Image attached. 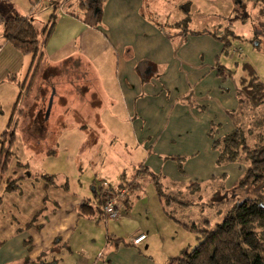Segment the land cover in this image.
<instances>
[{"label":"crops","instance_id":"obj_1","mask_svg":"<svg viewBox=\"0 0 264 264\" xmlns=\"http://www.w3.org/2000/svg\"><path fill=\"white\" fill-rule=\"evenodd\" d=\"M77 1L84 18L68 12L57 15L54 5L50 10L44 0H0V93H20L16 87L19 78L22 90L28 82L29 92L41 69L45 80L48 74L52 77L73 74L79 80L83 76V83H88L84 91L90 87L87 93H109L113 89L120 94L131 127L138 141L145 143L149 156L157 155L156 149L162 143L181 144L190 148L182 155L190 161L199 154L193 149V141L208 137L211 123L219 125L215 138L234 129L228 112L237 107L236 90L230 93L223 87L215 68V61L222 57L223 44L206 34L215 28L218 36L226 28L230 31L223 21L221 28L213 24L211 29L188 30L193 0ZM235 1L237 5L243 2L255 5L257 0ZM13 16L25 17L38 32L41 29L36 58L22 55L2 38L3 22ZM49 20L44 32V24ZM220 64L225 66L221 61ZM210 81L214 83L210 85L213 93L206 84ZM41 93L47 92L41 89ZM97 110L91 108L86 113V126H102L92 116ZM95 136L99 139L97 133ZM208 149L212 151L210 139L206 143ZM160 151L163 154L159 153V160L174 156ZM211 154L213 160L209 157L206 166L209 171L228 176L225 171L234 166L235 180L240 177V167L235 164L217 167V153ZM169 161H157L155 171L163 170L165 177L180 180L175 173L176 165L172 161L175 166L167 165ZM199 162L197 159V166ZM142 166L154 173L149 164ZM49 176L53 177L52 182H44L43 176V182L39 179L31 182L45 194L40 206L33 210L31 220L23 223L11 216L8 235L0 234V264H169L170 259L176 258L165 242L149 230L132 227L126 232L120 224L111 225L110 221L115 220L105 221L103 215L82 214L79 210L82 203L94 209L98 205L95 187L88 198L78 180L63 174L64 182L59 184L56 175ZM231 187L226 186L225 190ZM3 194L7 197L15 192L3 190ZM5 199L0 197V211ZM123 204L127 212L128 198L117 204L118 220L124 219L120 212ZM140 236L144 238L138 244L132 242Z\"/></svg>","mask_w":264,"mask_h":264},{"label":"rangeland","instance_id":"obj_2","mask_svg":"<svg viewBox=\"0 0 264 264\" xmlns=\"http://www.w3.org/2000/svg\"><path fill=\"white\" fill-rule=\"evenodd\" d=\"M44 2L53 10V4L49 0ZM78 4L77 0H72L65 11L84 18L85 13L79 10ZM82 7H85L84 2ZM191 7L188 30L211 29L213 24L221 28L223 22L230 27L232 53L228 57L223 55L220 61L230 69L231 74L223 81V87L228 92L231 90L230 93L239 88L240 80L244 77L242 69L245 63L251 65L259 81L264 84V19H261L262 23L259 19L254 21L257 12L255 5L251 2L237 5L235 0H193ZM58 14L60 13L57 12ZM44 25L43 30L47 32L50 20ZM38 74L29 92L28 82L22 90V78H19L16 87L20 93H0V147L3 149L0 154V197L6 198L4 208L0 211L1 236L8 235L12 217L23 223L31 220L33 210L40 206L45 195L39 186L32 185L31 182L35 179L43 182L41 177L46 175H56V183L59 184L64 182L61 178L63 174L72 180H78L88 198H91L93 187L95 190L100 188V193L105 190L117 192L130 189L129 193L131 189L135 190L128 197L127 212L124 204L120 206L124 219L110 221L111 225L116 223L119 227L120 224L126 232L132 227L134 230H149L153 235H158L168 246L170 254L176 257L183 249H194L199 241L193 233L183 230L163 214L154 184L147 173L140 171L141 164H149L154 174L159 176L163 199L169 204L167 211L183 223L196 224L200 230H213L235 203L245 199H258L264 205L261 188L241 190L233 185L237 181L233 176L236 171L232 169L234 166L225 171L228 176L207 169L209 157L213 160L212 151L206 150L208 137L202 136L201 140L193 141V149L199 152L198 158L190 161L187 159L188 163L183 160L173 162L177 164L176 167L180 164L181 172L177 169L175 173L180 180L172 181L173 176L165 177L163 170L155 171L157 161L163 163L162 160H165L158 159L159 153H162L160 150L183 157L190 148L181 144L162 143L156 149L157 155L149 156L145 143L138 141L136 132L131 127L132 122L119 93H115L113 89L109 93H87L90 87L84 91L88 83H83V76L79 80L73 74L63 73L53 77L48 74L45 80L42 69ZM97 84L96 82V86ZM206 84L213 93L210 85L214 83L210 81ZM246 85L245 83L243 86ZM92 86H95L94 82ZM41 89L47 93H41ZM50 99L51 108L47 116ZM16 100L18 102L13 108ZM91 108H98L97 113L92 116L98 118L97 122L101 123L102 128L84 124L86 113ZM263 113L264 108L256 115H247V121L255 124L257 119L264 116ZM8 121L9 125L6 127ZM256 131L264 133V126L259 128L257 124ZM95 133L99 135V139ZM197 159H200L199 167L195 163ZM169 163L173 164L169 161L167 165ZM235 165L243 172L245 165ZM191 183H198L199 188L197 184L190 187ZM6 186L16 187L12 191L15 194L5 197L3 190ZM226 186L232 187L226 191ZM122 200L124 199L121 198L119 203ZM253 231L264 241V225Z\"/></svg>","mask_w":264,"mask_h":264},{"label":"trees","instance_id":"obj_3","mask_svg":"<svg viewBox=\"0 0 264 264\" xmlns=\"http://www.w3.org/2000/svg\"><path fill=\"white\" fill-rule=\"evenodd\" d=\"M255 7L257 12L254 21L259 19L262 23L264 0H257ZM185 24L184 21L183 26ZM231 33L227 28L223 31L222 36L217 35L216 28L213 32H206L223 44L221 55L225 57L232 53V41L229 39ZM199 34L201 33H194V35ZM2 38L22 55H31L34 58L38 56L39 33L29 19L21 16L6 19L3 22ZM215 68L221 81L230 77L231 71L221 65L219 60L215 61ZM242 70L244 77L240 80L239 88L236 89L237 107L228 112L234 129L221 138H215L219 125L211 123L207 135L211 140V150L217 153L215 160L217 167L231 164L245 165L241 176L234 183L236 188L251 190L259 187L264 193V133L256 131L257 124L259 128L264 126V116L260 120L257 119L255 124L247 121V115L250 116L252 113L256 115L264 108V84L259 81L251 65L245 63ZM245 83L247 85L243 86ZM240 86L243 87L240 89ZM260 107L263 108L260 110ZM164 159L175 163L187 160L186 157L181 156H167ZM139 169L150 176L166 216L183 230L193 233L199 241L191 251L183 250L180 256L170 259L169 264H264V241L253 231L254 228L264 225V205L258 199H245L240 203H235L227 211L222 222L217 224L213 230H200L196 224L183 223L170 214L167 211L169 204L165 198L163 199L164 194L162 185L159 183V176L145 166ZM177 169L181 172L179 163ZM42 178L46 183L53 180L51 176ZM194 184H197V188H199L198 183L189 185L191 187ZM14 190L16 187L6 186L5 192ZM100 190V188L95 190V197L98 199ZM134 192L135 190L131 189L130 194ZM97 203L98 205L94 209L84 202L79 210L86 216L103 215L99 200ZM206 223L208 224V222Z\"/></svg>","mask_w":264,"mask_h":264},{"label":"built area","instance_id":"obj_4","mask_svg":"<svg viewBox=\"0 0 264 264\" xmlns=\"http://www.w3.org/2000/svg\"><path fill=\"white\" fill-rule=\"evenodd\" d=\"M55 8V11L58 13L65 15V7L69 5L71 0H49ZM130 195L129 190L121 189L120 191L113 192L112 190L109 191H102L100 193L99 203L102 209L103 216L106 220H117L120 218L117 212V204L119 200L126 199ZM144 236H140L137 239L133 240L132 242L138 244Z\"/></svg>","mask_w":264,"mask_h":264},{"label":"water","instance_id":"obj_5","mask_svg":"<svg viewBox=\"0 0 264 264\" xmlns=\"http://www.w3.org/2000/svg\"><path fill=\"white\" fill-rule=\"evenodd\" d=\"M51 99H50V101H49V104H48V107H47V116H48V114H49V111H50V108H51Z\"/></svg>","mask_w":264,"mask_h":264}]
</instances>
